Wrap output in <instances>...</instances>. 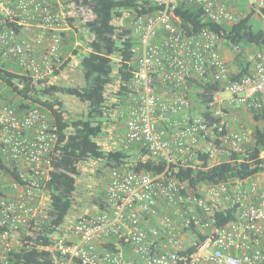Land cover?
<instances>
[{
  "label": "built area",
  "instance_id": "2783aa9c",
  "mask_svg": "<svg viewBox=\"0 0 264 264\" xmlns=\"http://www.w3.org/2000/svg\"><path fill=\"white\" fill-rule=\"evenodd\" d=\"M148 1L155 11L126 13L135 68L120 110L124 130L111 124L108 133L117 149H143L166 168L157 175L110 168L103 208L70 218L51 233L42 264H264V178L187 191L188 181L170 170L196 167L204 155L214 165L248 152L256 138L240 124L242 111L258 115L264 126V52L245 50L248 71L232 77L239 68L224 56L226 41L207 28L184 32L175 10L195 4L204 19L230 25L252 10L264 15V0H244L249 10L220 0ZM68 18L81 25L92 13L74 0H0V58L36 83L50 82L63 63L62 32L72 30ZM226 48L240 51L234 43ZM208 79L219 83V91L194 105L193 81ZM57 143V127L46 113L0 101V264H10L31 235V222L46 213ZM233 206L234 220L214 226L215 209ZM191 225L210 234L200 244L191 238L187 245L194 249L187 250Z\"/></svg>",
  "mask_w": 264,
  "mask_h": 264
},
{
  "label": "trees",
  "instance_id": "16d2710c",
  "mask_svg": "<svg viewBox=\"0 0 264 264\" xmlns=\"http://www.w3.org/2000/svg\"><path fill=\"white\" fill-rule=\"evenodd\" d=\"M77 4L91 10L92 18L81 24L90 38L85 42V52L72 50L79 56V68L84 81L83 86H64L54 83H36L24 75L17 65L0 58V83L8 88L12 96L6 95L8 103L20 109L39 108L47 114V121L57 127L58 143L53 151L51 178L47 183L50 202L45 215L31 222V235L24 237L25 246L13 252L10 264H42L47 261L48 253L44 249L50 244L49 235L56 232L65 223L78 201L75 195L77 180L81 175L80 164L88 159L103 161L106 168H119L136 172L161 174L166 163L146 155V151L110 149L104 150L99 141L105 136V120L116 106L124 108L127 102V83L135 68L129 17L126 13L153 12L156 7L148 0H74ZM180 23L178 26L192 34L207 28L215 31L228 43L237 44L240 51L232 56L231 61L239 68L232 73L235 77L248 71L245 62V50L264 52V29L255 28L251 23L252 10L233 24L213 23L203 18L202 10L195 4H181L176 10ZM117 24L115 20L121 19ZM74 18H68L71 31H63V50H70L67 38H72V31L78 32L73 25ZM70 35V36H69ZM60 68L66 66L68 59H63ZM8 63H12L10 66ZM59 74L56 70L55 76ZM117 85L114 92L109 87ZM220 85L212 79L193 81L189 98L194 105H204L219 91ZM63 93L71 95L86 104L85 114L69 117L63 102L56 97ZM117 103H110L111 94ZM255 121L260 117L252 113ZM103 118H105L103 120ZM120 119H125L124 115ZM255 143L248 152L233 153L217 164L209 165L207 157H201L196 167L171 166V175L189 183L187 191L196 189L200 184H219L251 179L264 174V126H254ZM131 157H134L133 159ZM0 166H2L0 161ZM108 181V179H107ZM107 184V182H106ZM106 187V185H105ZM105 188L100 196L93 200L96 208H103ZM214 226H225L235 218V207H218L214 212ZM197 244L208 236L209 230L199 231L192 225L185 231ZM187 250L194 249L186 244Z\"/></svg>",
  "mask_w": 264,
  "mask_h": 264
},
{
  "label": "rangeland",
  "instance_id": "374dc122",
  "mask_svg": "<svg viewBox=\"0 0 264 264\" xmlns=\"http://www.w3.org/2000/svg\"><path fill=\"white\" fill-rule=\"evenodd\" d=\"M237 0H233L232 3L236 5ZM239 4L241 8H246L249 10V5L244 0H239ZM251 23L255 28H262L264 29V15L260 13L253 14L251 18ZM76 29H78V32L74 33L72 31V38H67V42L71 45L70 50L65 53V50L62 52L63 59H70L68 64L64 66L63 68L59 69V74L55 77H53L50 80V83L58 84V85H64V86H83L84 81L82 78V73L79 68V56L75 55L72 50L76 49L77 51L85 52L87 49L86 41L90 38L88 32H86L80 25L78 19H75V22L73 23ZM70 36V35H69ZM10 66L12 63H8ZM234 65V63L231 61L230 66ZM16 69L20 68L17 66ZM117 89V85L111 86L108 88L109 91L114 92ZM6 95L12 96L11 92L8 91V88L0 83V101H8L6 99ZM229 94L227 92H222L221 96H228ZM58 99H60L63 102L64 109L66 110V113L69 117H79L83 114H85L86 111V104L82 103L79 99H77L74 96L59 93L56 95ZM110 103H117V100L113 93L111 94V97L109 98ZM121 106H116L115 109H112L110 114L106 120H105V136L102 140L99 141L100 145L104 148V150H110L116 148L110 140L109 136V130L111 124H115L116 130L121 131L124 125L123 119H120L121 113L120 108ZM115 112V114H114ZM252 115V114H251ZM250 115V116H251ZM112 116L115 117L112 120ZM248 116V120L245 116L240 115V124L247 129H253L255 121L253 117ZM105 118H103L104 120ZM237 127V126H236ZM132 159L134 157H131ZM81 170V175L79 176L77 180V189L75 192L78 205L75 207V210L69 214L65 222L68 219H72L73 217L84 213L86 211L93 212L96 208V205L93 203V200L100 196L101 191L105 188L107 177H108V170L109 168H106L103 165V161L88 159L86 162L80 164L79 166ZM259 177L264 178V174H260ZM264 180V179H263ZM65 223L61 226L64 227ZM190 237L186 236V241H189Z\"/></svg>",
  "mask_w": 264,
  "mask_h": 264
},
{
  "label": "crops",
  "instance_id": "0c3cea01",
  "mask_svg": "<svg viewBox=\"0 0 264 264\" xmlns=\"http://www.w3.org/2000/svg\"><path fill=\"white\" fill-rule=\"evenodd\" d=\"M222 3H224L225 5H227V6H233L234 7V5L235 4H233L232 3V1L233 0H220ZM236 6L238 7V9H240V10H243V9H245L244 7L243 8H241V6H240V4H239V0H237L236 1ZM227 46L226 45H223V48H224V56H225V58L227 59V61L229 62V64H230V62H231V58H232V56L234 55L233 53H231V52H229L228 50H227V48H226ZM116 108V107H115ZM114 108V109H115ZM118 108H119V106H118ZM120 108H123V107H120ZM114 114H115V112H114ZM116 115V114H115ZM245 116L246 117V119H244V120H248L247 118H248V116H250L251 114H249L247 111H242L241 112V116ZM250 117H252V115L250 116ZM124 121V120H123ZM253 124H254V126H261L262 124H261V122L260 121H254L253 122ZM232 126H234V127H236L234 124L232 125ZM123 127V130H124V126H122ZM186 236H187V233H186V235L184 236V244H188L189 243V241H186Z\"/></svg>",
  "mask_w": 264,
  "mask_h": 264
}]
</instances>
